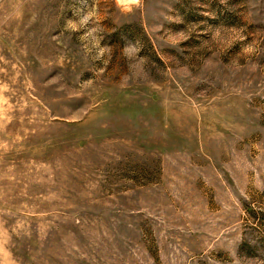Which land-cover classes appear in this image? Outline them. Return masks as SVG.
Here are the masks:
<instances>
[{"label":"rangeland","instance_id":"rangeland-1","mask_svg":"<svg viewBox=\"0 0 264 264\" xmlns=\"http://www.w3.org/2000/svg\"><path fill=\"white\" fill-rule=\"evenodd\" d=\"M0 264H264V0H0Z\"/></svg>","mask_w":264,"mask_h":264}]
</instances>
